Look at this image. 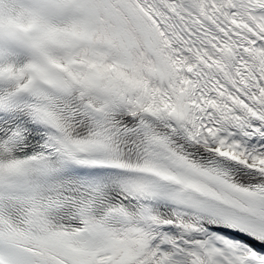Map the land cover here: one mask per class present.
I'll return each mask as SVG.
<instances>
[{
    "label": "snow or ice",
    "instance_id": "obj_1",
    "mask_svg": "<svg viewBox=\"0 0 264 264\" xmlns=\"http://www.w3.org/2000/svg\"><path fill=\"white\" fill-rule=\"evenodd\" d=\"M0 264H264V0H0Z\"/></svg>",
    "mask_w": 264,
    "mask_h": 264
}]
</instances>
